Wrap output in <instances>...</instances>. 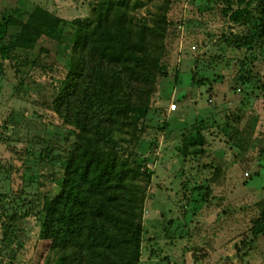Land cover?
Masks as SVG:
<instances>
[{
	"label": "rangeland",
	"instance_id": "1",
	"mask_svg": "<svg viewBox=\"0 0 264 264\" xmlns=\"http://www.w3.org/2000/svg\"><path fill=\"white\" fill-rule=\"evenodd\" d=\"M164 1L153 0L143 13L151 18ZM228 1L171 0L164 60L169 72L160 80L146 135L156 145L140 264H264V239L256 246L242 244L264 199V50L236 44L243 29L224 15ZM94 3L0 0V18L14 9L28 13L42 7L70 21L92 17ZM9 29L15 41L22 32L16 17ZM31 50L17 51L12 60L0 56V189L6 196L0 205V261L57 264L46 252L36 216L17 223L13 247L2 246L5 213L22 214L39 194L58 191L56 181L75 138L51 108L65 77L55 61L56 47L42 38ZM255 117L250 148L241 154L220 127L228 122L242 130ZM202 119L205 154L186 156L182 136ZM217 165L222 176L212 182ZM209 190L204 202L200 196Z\"/></svg>",
	"mask_w": 264,
	"mask_h": 264
},
{
	"label": "trees",
	"instance_id": "2",
	"mask_svg": "<svg viewBox=\"0 0 264 264\" xmlns=\"http://www.w3.org/2000/svg\"><path fill=\"white\" fill-rule=\"evenodd\" d=\"M152 2L95 0L92 17L70 21L42 7L28 13L14 9L0 18L3 60H12L17 51L34 53L31 49L42 38L55 45V61L63 65L65 77L51 108L75 137L56 181L58 191L39 194L22 214L5 213L4 248L15 244L17 223L36 216L46 252L57 264L141 263L154 174L149 165L156 145L146 135L160 80L168 77L164 60L171 25V0H165L149 18L143 10ZM223 13L231 26L243 29L235 40L239 47L264 50V0H230ZM15 17L22 32L12 41L9 23ZM203 121L182 136L186 156L205 154ZM257 124L255 117L245 129L234 130L226 122L220 130L242 154L249 150ZM1 172L0 168V187ZM213 174L215 182L222 176V167L217 165ZM210 191L200 197L207 200ZM4 201L0 189V205ZM258 206L259 215L244 245L256 246L264 239V199Z\"/></svg>",
	"mask_w": 264,
	"mask_h": 264
},
{
	"label": "built area",
	"instance_id": "3",
	"mask_svg": "<svg viewBox=\"0 0 264 264\" xmlns=\"http://www.w3.org/2000/svg\"><path fill=\"white\" fill-rule=\"evenodd\" d=\"M192 49H195V47H193ZM177 106L176 105H172V110H176Z\"/></svg>",
	"mask_w": 264,
	"mask_h": 264
}]
</instances>
